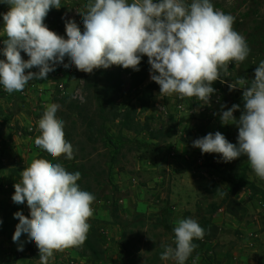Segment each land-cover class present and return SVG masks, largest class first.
Wrapping results in <instances>:
<instances>
[{
    "label": "rangeland",
    "instance_id": "1",
    "mask_svg": "<svg viewBox=\"0 0 264 264\" xmlns=\"http://www.w3.org/2000/svg\"><path fill=\"white\" fill-rule=\"evenodd\" d=\"M211 2L215 10L235 18L232 27L245 38L248 56L242 62L230 61L227 69L220 70L221 78L212 82L216 91L207 105L195 97H159V85L148 74L145 85L152 86L153 95L148 110L139 109L137 118L152 134H163L152 138L148 131L139 135L125 131L130 142L110 167L109 157L96 145L91 174L77 181L82 190L94 196L86 239L82 245L54 251L48 264H175L161 260V245L175 246L172 229L183 218L196 220L204 229L203 239L193 240L198 246L186 264H193L197 255L196 264H264V196L254 194L241 178L262 192L264 180L254 174L245 156L218 162L220 154L202 155L192 147L193 140L217 131L236 143L238 126L222 124L220 114L236 104L239 109L233 116L239 119L244 111L241 87L254 79L255 68L264 60V0ZM87 3L61 0V8L50 9L44 23L67 39L62 17L74 20L83 30L79 13L86 11ZM8 7L0 4V12ZM5 37L0 32V48L4 47ZM24 54L21 51L22 58ZM64 64H68L67 59ZM108 69L120 72L125 83L127 93L120 99V107H138L141 88L130 87V75L121 66ZM28 71L38 69H26L25 74ZM239 78L246 79V83L229 90L228 85L236 84ZM64 95L84 99L83 80L75 66L66 71L58 65L45 79H34L21 91L7 93L0 87V264H39L34 243L29 244L27 237L20 242L12 240L18 223L13 214L20 211L30 219V209L26 203H14L11 196L14 184L20 182L22 171L33 159L60 163L72 172L62 164L69 160L63 154L52 158L34 143L40 135L37 122L46 106ZM168 128L169 137L165 135ZM109 132L115 133L112 128ZM90 145L86 144V149L93 152ZM21 247L23 251H18Z\"/></svg>",
    "mask_w": 264,
    "mask_h": 264
},
{
    "label": "clouds",
    "instance_id": "2",
    "mask_svg": "<svg viewBox=\"0 0 264 264\" xmlns=\"http://www.w3.org/2000/svg\"><path fill=\"white\" fill-rule=\"evenodd\" d=\"M8 5L0 12V32L6 39L0 48V87L7 93L21 91L30 81L45 79L62 65L92 73L112 65L139 71L147 56L150 79L159 85V97H195L207 105L216 91L211 85L220 79V70L229 62H242L249 54L245 38L232 27L234 17L215 10L211 0H88L82 17L83 30L74 20L65 19L67 39L49 30L44 23L50 9L61 8V0H0ZM21 51L28 59H23ZM65 59L68 64H64ZM36 68L38 71L26 69ZM249 81V80H247ZM223 83L224 81L221 80ZM239 78L229 90L244 85ZM242 93L244 111L237 120L233 112L239 105L222 111V124L238 126L236 143L219 131L192 141L201 154H220L218 162H231L245 156L254 172L264 180V60L254 70V79ZM224 108V105H221ZM59 105L48 104L38 120L40 135L35 145L50 157L62 154L73 158L72 145L64 139V121L57 119ZM80 173L68 172L60 163L33 159L14 184L11 199L27 204L30 219L20 211L12 235L13 242L28 238L39 253V264H48L54 251L82 245L90 228V207L94 196L82 190ZM174 247L161 245V260L186 264L202 240L204 229L192 218H183L172 229ZM23 251V248H18ZM198 255L193 257L196 264Z\"/></svg>",
    "mask_w": 264,
    "mask_h": 264
},
{
    "label": "trees",
    "instance_id": "3",
    "mask_svg": "<svg viewBox=\"0 0 264 264\" xmlns=\"http://www.w3.org/2000/svg\"><path fill=\"white\" fill-rule=\"evenodd\" d=\"M23 59H28L26 54L23 55ZM149 68L145 56L141 58L139 71L122 68L130 75V87L141 88L137 98L138 107L134 104H129L125 108L120 107L119 101L127 93L125 83L120 72L113 73L108 68L94 69L92 73L80 71L85 92L83 100L70 95L55 98L54 103L60 107L57 119L64 121V139L72 145L74 155L72 159L62 164H65L73 173L78 171L80 177L91 174V169L94 167L92 157L96 152L97 144L101 146L105 157H109L110 167L117 160L124 145L130 142V139L124 135L125 131L135 135L148 131L146 125L138 120L137 113L139 109L148 110L150 98L153 95L152 86L145 85ZM109 128H112L115 133H110ZM170 132L171 128H168L165 135L169 137ZM149 133L152 138H159L163 134ZM137 141L146 145L140 140ZM88 143H91L93 152L87 151ZM79 154L80 156H77ZM241 182L250 185L254 194L264 196V192L257 186L249 184L246 178L242 177Z\"/></svg>",
    "mask_w": 264,
    "mask_h": 264
}]
</instances>
